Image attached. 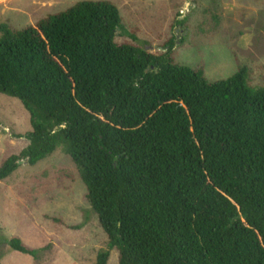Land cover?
<instances>
[{
  "label": "trees",
  "instance_id": "1",
  "mask_svg": "<svg viewBox=\"0 0 264 264\" xmlns=\"http://www.w3.org/2000/svg\"><path fill=\"white\" fill-rule=\"evenodd\" d=\"M121 24L113 3L84 1L0 27V94L32 127L0 182L63 149L108 238L97 264L111 251L119 264H264V88L246 66L208 83L204 64L177 63L174 39L161 55L118 44Z\"/></svg>",
  "mask_w": 264,
  "mask_h": 264
},
{
  "label": "rangeland",
  "instance_id": "2",
  "mask_svg": "<svg viewBox=\"0 0 264 264\" xmlns=\"http://www.w3.org/2000/svg\"><path fill=\"white\" fill-rule=\"evenodd\" d=\"M84 1H109L118 7V44L161 55L174 39L177 63L190 68L204 64L208 83L228 80L246 66L251 86L264 88V0H0V27H35L48 15ZM31 131L22 103L0 94V167L28 147L18 136ZM86 194L63 149L34 167L23 161L12 177L0 182L1 238L18 236L40 255L36 260L20 254L2 240V263L97 264L99 253L109 251L108 238ZM118 260L117 251H111L108 264Z\"/></svg>",
  "mask_w": 264,
  "mask_h": 264
}]
</instances>
